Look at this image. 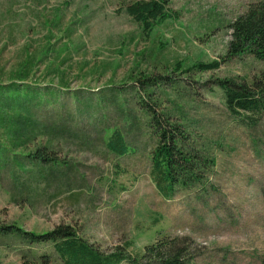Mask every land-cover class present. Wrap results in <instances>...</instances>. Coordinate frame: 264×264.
<instances>
[{"label": "rangeland", "instance_id": "374dc122", "mask_svg": "<svg viewBox=\"0 0 264 264\" xmlns=\"http://www.w3.org/2000/svg\"><path fill=\"white\" fill-rule=\"evenodd\" d=\"M133 1L0 0V82L27 75L62 88L54 103L32 108L26 151L46 142L42 121L63 125V134L54 133L69 165L27 164L24 171L10 158L1 163L0 227L41 234L68 224L100 253L128 256L177 237L189 241L185 264H262L264 114L254 121L231 116L216 85L249 81L264 68L250 53L222 61L227 25L255 0H167L172 16L149 29L126 13ZM214 59L221 61L216 69L194 68ZM141 76L172 84L154 86L148 97ZM140 98L183 123L214 155L203 192L163 197L156 189L149 174L156 136ZM115 129L132 149L126 155L105 146ZM0 142L8 143L6 134ZM7 232L0 230V264H64L51 246ZM33 254L48 258L40 263Z\"/></svg>", "mask_w": 264, "mask_h": 264}, {"label": "trees", "instance_id": "16d2710c", "mask_svg": "<svg viewBox=\"0 0 264 264\" xmlns=\"http://www.w3.org/2000/svg\"><path fill=\"white\" fill-rule=\"evenodd\" d=\"M125 11L146 29L151 28L153 23L172 16L167 0H135L125 6ZM227 27L230 30V39L226 46V58L222 61L250 53L264 62V0L249 2L245 10ZM220 62L217 59L205 63L199 61L194 64V68L202 71L212 70L218 68ZM24 77L0 82V135L6 134L8 137V143L0 142V164L10 158L24 171L28 165L36 166L39 170H51L58 165L68 167L66 159L61 158L57 152L59 143L63 141L56 135L63 134V125L51 122L45 124L42 121L40 125L47 136L46 142L26 151L24 144L28 140H22L33 130L29 128V123H32V108L51 105L62 94V88L61 85L52 83L37 84L35 81H27ZM137 80L148 97L154 86L160 83L172 84L169 77L141 76ZM216 85L223 91L224 104L231 116L254 121L256 117L264 114V68L249 81L245 78L229 77L217 80ZM109 96L112 100L117 95L113 92ZM79 99L78 95L77 100ZM88 100L91 101L92 97ZM136 104L149 116L147 128L156 136V142L149 152V174L156 189L163 197H170L175 191L203 192L208 187V174L212 172L215 163L209 148L198 146L196 137L194 138L191 132L189 134L183 123L165 117L155 108L154 103L150 104L140 98ZM105 146L119 156L132 151L125 136L118 129L110 134ZM0 228L5 229V232L11 230V233H7L28 243L51 246L64 264H185L190 246L186 239L163 237L145 245L143 253L139 256H128L122 252L102 254L80 238L75 228L68 224H58L52 230L41 234L26 232L16 226ZM32 256L39 259L40 263L48 258L46 254Z\"/></svg>", "mask_w": 264, "mask_h": 264}]
</instances>
